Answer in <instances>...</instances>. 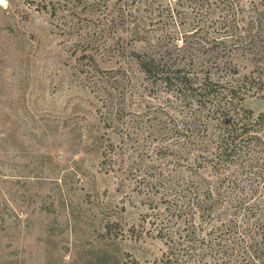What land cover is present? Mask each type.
I'll return each instance as SVG.
<instances>
[{"label": "rangeland", "instance_id": "1", "mask_svg": "<svg viewBox=\"0 0 264 264\" xmlns=\"http://www.w3.org/2000/svg\"><path fill=\"white\" fill-rule=\"evenodd\" d=\"M261 10L264 0H0V264H264L263 229L248 255L222 256L203 240L211 220L185 207L189 179L251 175L244 148L221 156L212 96L180 94L138 63L185 51L194 75L257 115L252 51L264 41L236 26Z\"/></svg>", "mask_w": 264, "mask_h": 264}, {"label": "trees", "instance_id": "2", "mask_svg": "<svg viewBox=\"0 0 264 264\" xmlns=\"http://www.w3.org/2000/svg\"><path fill=\"white\" fill-rule=\"evenodd\" d=\"M236 27L248 31V35L254 37L251 42L255 38L258 39L257 43H260V39L264 41V10L256 12L249 25ZM246 37L240 35V39ZM252 53L257 68V80L264 84V42L254 47ZM138 56V63L146 74L159 78L166 84L176 85L180 94L192 97L198 95L200 99L212 96L209 97L212 107L208 109L207 116L223 132V139L217 145L223 154L221 156L240 155L239 149L244 148L243 156L247 160L244 167H248L251 175L246 176L247 178L226 176L213 182L208 179H189L186 181L185 190L190 194L186 195L188 198L185 207L188 208V213H198L211 220L208 228L210 233H205L207 237L203 239L208 242L209 252L222 256H230L234 251L248 255L254 228L263 229L260 236H264V133H253L258 130L254 127L255 124L264 121V111L257 115L252 110L248 111V115L237 111L231 89H227V92L219 91L218 87L213 88L214 82L210 75H194L189 69L191 64L187 61L185 51L179 52L173 48ZM252 145L262 148L258 157L263 159H256L254 155L248 156L247 149ZM228 243L231 244L230 252Z\"/></svg>", "mask_w": 264, "mask_h": 264}]
</instances>
